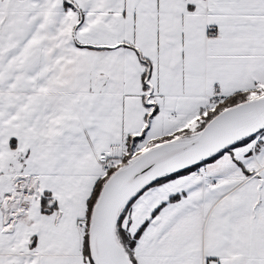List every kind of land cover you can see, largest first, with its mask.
Instances as JSON below:
<instances>
[{"label":"snow or ice","instance_id":"snow-or-ice-1","mask_svg":"<svg viewBox=\"0 0 264 264\" xmlns=\"http://www.w3.org/2000/svg\"><path fill=\"white\" fill-rule=\"evenodd\" d=\"M0 264H264V0H0Z\"/></svg>","mask_w":264,"mask_h":264}]
</instances>
